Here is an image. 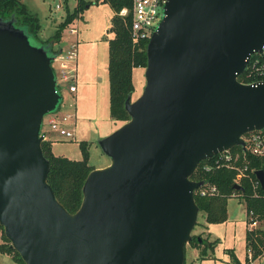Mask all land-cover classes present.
<instances>
[{
  "label": "water",
  "instance_id": "1",
  "mask_svg": "<svg viewBox=\"0 0 264 264\" xmlns=\"http://www.w3.org/2000/svg\"><path fill=\"white\" fill-rule=\"evenodd\" d=\"M263 46L264 0H167L144 91L100 141L111 162L89 173L71 213L42 147L44 118L62 103L56 55L0 16V226L10 248L24 264H184L198 165L264 129V82L239 80Z\"/></svg>",
  "mask_w": 264,
  "mask_h": 264
},
{
  "label": "rangeland",
  "instance_id": "2",
  "mask_svg": "<svg viewBox=\"0 0 264 264\" xmlns=\"http://www.w3.org/2000/svg\"><path fill=\"white\" fill-rule=\"evenodd\" d=\"M28 9L39 16L42 24L39 43L46 42L55 33L58 23L65 18L68 10H74L78 0H21ZM60 4V7H57ZM114 9L106 1L85 6L78 17L69 25L77 26L78 34H72L68 26L64 30L63 40L56 44L66 52L72 43L77 42V79L78 92L70 91L71 83H60L62 103L56 111L61 114H75L76 138L65 139L51 131L47 121L52 113L45 117V131L53 140L54 152L71 159L83 157L80 148L82 141H88L90 147V164L95 168L110 164V158L103 152L100 141L120 127L122 122L114 120L110 115V83H109V40L113 37L110 30ZM145 68L137 67L133 72L135 90L132 101L142 95L146 86ZM204 162L202 166L207 163ZM229 218L223 223H208L205 213L200 212L197 224L192 232L201 236L213 246L207 247V257L202 258L204 245L187 244L185 258L187 264H232L235 254L239 261L247 264L248 249L246 233L248 230L246 205L240 194L228 201ZM261 226L264 227V222ZM0 230V244L4 243ZM0 264H15L11 256L0 252ZM252 264H264V258Z\"/></svg>",
  "mask_w": 264,
  "mask_h": 264
},
{
  "label": "trees",
  "instance_id": "3",
  "mask_svg": "<svg viewBox=\"0 0 264 264\" xmlns=\"http://www.w3.org/2000/svg\"><path fill=\"white\" fill-rule=\"evenodd\" d=\"M100 1H108L114 9L110 30L113 37L109 40V83H110V115L122 124L130 120V114L126 109V101L132 98L135 86L133 80V72L137 67L146 68L148 65V44L150 40H135L131 32V24L133 17L134 0H78V4L74 10H68L67 15L61 20L55 30L54 35L49 40L48 49L55 55L62 52V48H56L63 40L64 30L78 17L85 6ZM126 8L127 13H121ZM0 16L3 18L14 19L17 26L22 27L35 40L39 41V33L42 27L39 16L31 12L27 5L21 0H0ZM39 39V40H38ZM243 76V75H242ZM242 76L239 77L242 81ZM60 108V107H59ZM44 155L50 162V172L48 182L54 189L58 200L71 212H76L84 198V185L89 173L95 169L90 164V147L88 141H82L80 148L83 157L81 159H71L67 156L56 155L53 152V143L44 140ZM234 151H240L241 147H233ZM249 160V175L241 181V185L245 191L235 188L236 170L227 168L216 169L211 172L201 171L204 162L210 161L206 159L200 162L196 172L191 177L197 181L210 182L219 188V195L214 197H203L199 194L195 195L196 202L200 208V212L205 213V219L208 223H223L229 218L228 201L237 192L242 197L246 205L247 214L251 211L259 216L260 220H264V187H253L252 180L257 179L256 172L264 171V158L257 157L251 153H247ZM1 236L4 243L0 244V252L7 253L11 256L15 264H24L20 255L12 248L10 242L5 237L3 228L0 226ZM202 238V242L199 241ZM216 243L210 242L201 236H194L189 244L195 246L204 245L201 257H207V247ZM247 248L252 246L256 250V256L264 249V230H247L246 233ZM232 264H243L236 255H233ZM186 258H185V263Z\"/></svg>",
  "mask_w": 264,
  "mask_h": 264
},
{
  "label": "built area",
  "instance_id": "4",
  "mask_svg": "<svg viewBox=\"0 0 264 264\" xmlns=\"http://www.w3.org/2000/svg\"><path fill=\"white\" fill-rule=\"evenodd\" d=\"M167 0H134L133 17L131 24L132 36L135 40H150L157 26L164 16L165 3ZM60 7V4H57ZM127 9H122L121 13H127ZM70 32L72 34L78 33L77 26H71ZM77 60H78V45L77 42L71 44L70 48L62 52L54 58L52 66L56 75L57 90L61 93L60 83H71L70 91L77 90L75 80L77 79ZM243 75V76H242ZM243 83L257 84L264 82V46L262 52H254L248 59V65L244 73H242ZM239 76V77H240ZM240 80V79H239ZM46 117V116H45ZM75 114L53 112L47 121V125L51 131L57 133L59 136L73 140L76 138L75 129L70 128L74 121ZM45 118L41 130L43 140H49V136L45 131ZM245 141L244 147L240 151H234L233 148L223 150L212 158L210 161L201 166V171L211 172L216 169L227 168L236 170V184L241 185L243 178L249 175V160L247 153H251L260 158H264V129L255 130L246 133L242 136ZM253 187L256 189L261 185L258 178L252 180ZM220 191L217 185L205 182L195 190V195L199 194L203 197H214L219 195ZM239 193H233V197L238 196ZM247 221L249 223L248 230H257L264 227L261 226L264 220H260L259 216L255 215L253 211L247 214ZM247 255V264H252L254 261L264 258V249L256 256V250L250 246Z\"/></svg>",
  "mask_w": 264,
  "mask_h": 264
},
{
  "label": "crops",
  "instance_id": "5",
  "mask_svg": "<svg viewBox=\"0 0 264 264\" xmlns=\"http://www.w3.org/2000/svg\"><path fill=\"white\" fill-rule=\"evenodd\" d=\"M74 26V25H73ZM70 27V26H69ZM78 34V33H77ZM62 50H63V48H62ZM77 86V85H76ZM78 86H77V90L76 91H74L73 93H75V92H78ZM72 92V91H71ZM74 121H75V123H73L74 125L76 124V120H75V117H74ZM122 125V123L120 124V126ZM50 140L52 141V143H53V140H52V138L50 137ZM53 152H54V149H53ZM55 153V152H54ZM56 154V153H55ZM56 155H58V154H56ZM106 166V165H105ZM105 166H101V167H99V168H102V167H105Z\"/></svg>",
  "mask_w": 264,
  "mask_h": 264
}]
</instances>
